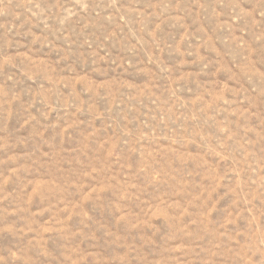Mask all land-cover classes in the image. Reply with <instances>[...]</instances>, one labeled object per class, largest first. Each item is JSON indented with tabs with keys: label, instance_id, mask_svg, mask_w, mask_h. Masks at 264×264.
<instances>
[{
	"label": "rangeland",
	"instance_id": "374dc122",
	"mask_svg": "<svg viewBox=\"0 0 264 264\" xmlns=\"http://www.w3.org/2000/svg\"><path fill=\"white\" fill-rule=\"evenodd\" d=\"M0 264H264V0H0Z\"/></svg>",
	"mask_w": 264,
	"mask_h": 264
}]
</instances>
